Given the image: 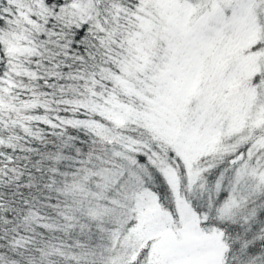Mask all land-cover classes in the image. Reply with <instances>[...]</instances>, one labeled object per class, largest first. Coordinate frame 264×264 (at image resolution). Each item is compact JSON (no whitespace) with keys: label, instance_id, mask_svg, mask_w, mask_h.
<instances>
[{"label":"snow or ice","instance_id":"6c2138e0","mask_svg":"<svg viewBox=\"0 0 264 264\" xmlns=\"http://www.w3.org/2000/svg\"><path fill=\"white\" fill-rule=\"evenodd\" d=\"M0 264H264V0H0Z\"/></svg>","mask_w":264,"mask_h":264}]
</instances>
